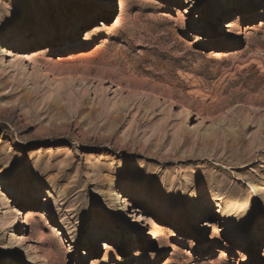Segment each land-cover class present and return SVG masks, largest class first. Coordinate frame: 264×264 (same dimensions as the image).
Returning <instances> with one entry per match:
<instances>
[{
	"label": "rangeland",
	"instance_id": "1",
	"mask_svg": "<svg viewBox=\"0 0 264 264\" xmlns=\"http://www.w3.org/2000/svg\"><path fill=\"white\" fill-rule=\"evenodd\" d=\"M0 264H264V0H0Z\"/></svg>",
	"mask_w": 264,
	"mask_h": 264
},
{
	"label": "bare ground",
	"instance_id": "2",
	"mask_svg": "<svg viewBox=\"0 0 264 264\" xmlns=\"http://www.w3.org/2000/svg\"><path fill=\"white\" fill-rule=\"evenodd\" d=\"M3 52V51H2ZM124 198L123 197H121V198H118V202H117V204L119 205V206H123V205H125L126 206V200H123ZM147 202V201H146ZM11 214H14L16 217H17V219H16V225L15 226H18V225H23V221L21 220V219H19V216L21 215V212H20V210H18V209H14L13 211H12V213ZM14 226V227H15ZM245 232V231H244ZM99 235V234H98ZM93 238H94V236H93Z\"/></svg>",
	"mask_w": 264,
	"mask_h": 264
}]
</instances>
